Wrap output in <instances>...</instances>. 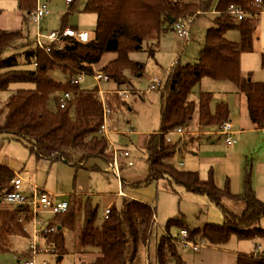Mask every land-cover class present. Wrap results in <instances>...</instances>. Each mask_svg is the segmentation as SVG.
Instances as JSON below:
<instances>
[{"label": "trees", "instance_id": "obj_1", "mask_svg": "<svg viewBox=\"0 0 264 264\" xmlns=\"http://www.w3.org/2000/svg\"><path fill=\"white\" fill-rule=\"evenodd\" d=\"M232 2L249 10L255 9L253 0H219L216 5L214 0H89L87 9L98 15L91 39L83 41L77 36H64L61 46L50 52L38 46L35 39H29L25 55L26 63L30 65L26 67L19 65L16 53L4 55L8 47L26 36L24 30L0 28V92L12 89L14 82L34 84L12 89L2 102L0 116H4L0 117V134L24 141L31 152L40 158L63 160L92 170L100 169L99 164L90 161L96 157L111 159L106 151L107 139L99 140L104 122V105L97 85L83 88L80 83L72 82L71 77L83 70L94 69L105 53L113 51L116 56L101 69L118 86L129 85L130 77L125 70L131 68L140 73L144 67L141 61L132 58L131 52L153 50L147 38L160 33L164 20H169L171 24L174 20V24L180 17L195 19L208 13L215 5L223 12L215 16L199 59L185 63L179 61L163 83L161 127L150 134L145 149L149 173L138 184L155 180L159 183V190H176L175 184L178 183L189 190L206 193L223 209V222H207L204 227L190 228L180 217H173L166 224L167 231L171 232L173 227L180 230L184 227L190 238H201L215 245L226 244L234 236L252 241L256 250L239 253L237 264H264V226L260 224L264 217V200L254 188L251 166L246 168L244 190L237 193L232 191L230 183L225 186L217 184L213 173L203 178L198 170L181 169L166 160L177 149L186 148L194 140L190 135L188 139L169 142L166 133L177 127H191L196 112L200 126H219L229 119L227 101H219L213 109V92L202 90L199 102L191 98L194 87L206 75L234 80L240 88L253 125L256 128L264 125V80L244 78L241 67L242 50L254 48L256 21L248 15L237 22L228 11ZM37 5V0L19 2L20 8L30 12ZM65 21L67 19L62 28L68 25ZM151 24L154 25L152 31L148 28ZM73 27L79 29L77 25ZM232 28L240 30L241 42L227 37L226 32ZM51 45L54 46V43ZM262 64L264 66V52ZM56 68L64 73V79H57L52 74L51 71ZM62 91L74 94L66 106H61L58 96ZM114 96L117 98L118 95ZM119 99V103H127ZM16 175L14 169L0 163V200L11 189V181ZM69 199V208L50 219L49 225L56 224L58 228L42 231L39 235L40 241L53 247L59 255L67 252L63 227L75 226L80 203L76 195H71ZM225 199L240 203L243 208L229 207ZM85 206V221L79 238L83 246L99 253L94 260H83L79 264H134L140 245L146 243L153 228L155 207L149 202L123 196L121 206L114 202L109 216L99 225L96 223L98 207H93L89 201ZM31 217L28 203L18 204L11 209L0 208V249H7L10 235L26 234L24 221ZM175 244L181 245L179 242L173 243L167 234L161 237L157 245L156 264H167L166 247L171 248L174 258L179 254V246Z\"/></svg>", "mask_w": 264, "mask_h": 264}, {"label": "rangeland", "instance_id": "obj_2", "mask_svg": "<svg viewBox=\"0 0 264 264\" xmlns=\"http://www.w3.org/2000/svg\"><path fill=\"white\" fill-rule=\"evenodd\" d=\"M13 0H11L12 2ZM215 1V0H214ZM54 10L44 19V27L46 30H51L54 27L63 25V21L67 14L71 23H75L80 29L88 30L93 33L97 26L98 15L95 11L87 9L89 0H79L78 6L71 11L66 7L65 0H53ZM10 3L5 0H0L1 7L11 9ZM13 16V13H12ZM215 14L207 13L195 18L192 21L193 42L185 45L183 51L178 54L181 62L195 61L199 58L200 49L196 48L197 39L202 36L207 28L213 25ZM260 30V45L253 50H242V65L244 72H252V76L257 80H264V66L262 62V52L264 51V15L259 21ZM168 24L163 23V28L160 33H156L147 38V42L153 46L155 43L159 45L160 54H155L149 49L136 50L131 53L133 59L141 61L144 64L142 74L130 71V77L134 86L145 89L148 87L151 77L164 74L166 69L165 63L173 56L174 49H182L184 46V38L180 37L175 30L170 28ZM168 30V31H167ZM25 37L18 39L13 46H10L4 52V55H12L16 53L19 65L22 67L29 66L26 63L27 58L25 49L29 39L34 40L36 37V24L28 20L25 25ZM166 32V33H165ZM165 34V36H164ZM227 36L233 40H240V31L238 29H230L227 31ZM44 39H47L44 36ZM116 55V52H107L101 60V64L107 63L111 57ZM97 64L96 66H103ZM57 79H64V73L56 68L51 71ZM98 84L93 79H85L82 81L84 88H93ZM34 86L32 82L20 81L12 84V89L18 87ZM113 82H101V88H114ZM104 87V88H103ZM10 90L0 92L1 98L6 100L10 95ZM201 90L213 92L212 104L222 99L225 95L230 99L229 119H232L239 132L236 134L237 142L228 144L226 135L223 133L216 134L221 127L216 126L212 134L204 133L197 135L198 139L190 141L186 148L181 151L178 149L172 155L166 158L167 161L175 164L181 169H194L200 172L203 178H208L213 173L214 178L220 186H225L230 183L232 191L240 193L244 190V179L246 168L251 166L252 180L254 181L255 171L259 163L260 155L264 159V132L258 129L246 128V116H249L247 108L244 106L243 117L241 116V108L239 103V95L237 83L232 79H218L209 75L203 77L201 83L194 87L191 98L199 102V93ZM238 97V100H236ZM115 102L120 99L113 98ZM113 101V102H114ZM130 101H133L134 107L126 106L121 115L122 127H130L135 131L143 129H160V103L161 93L154 91L148 93L144 98L138 97L136 94ZM54 105V103H52ZM4 115L0 116L3 118ZM198 121V113L196 112L193 118V125L196 126ZM193 125L191 127H193ZM222 125V124H221ZM185 131V130H184ZM220 132V131H219ZM178 135H173V141H176ZM189 134L186 135L188 139ZM215 138L216 140H212ZM179 139V136H178ZM130 150L132 155L130 159L134 160V164H128L129 159L124 157L120 159L121 167L118 169L119 175L124 177V189L127 196L133 198H141L149 202L157 208V217L160 224L166 226L168 220L173 217H180L184 224L190 228L204 227L207 222H223L224 211L217 203L210 199L206 193L195 192L185 188L184 185L176 183V191L159 190L158 181L149 183L139 182L145 180L149 173V163L147 161L146 151L131 145ZM111 158V156H110ZM109 160H112L109 159ZM261 160V161H262ZM113 161V160H112ZM0 163L12 164L15 169L21 173L25 181L23 182V190L29 186V182L37 183L54 193H65L60 198H69L70 192L76 191L80 193L78 211L75 219V226H66L63 228L65 234L66 247L68 251L63 254V258L59 259L58 253L40 254L38 261L50 258V264H74L77 257V250L85 248L80 241L79 233L85 221L86 202H91L93 207H98V216L96 223L101 225L105 219V209L111 202H116L121 206L123 196H118L117 192L122 188L121 180L119 179L113 165L105 158H92L90 163H97L100 166L99 170L89 169L87 167H77L65 161L51 162L48 159L40 158L36 153L31 152L29 146L21 140L10 139L4 134H0ZM260 168L264 167L263 162L259 163ZM77 180H80L79 182ZM165 181L164 179H161ZM160 183H162L160 181ZM77 187V188H76ZM102 189L105 193H102ZM226 204L234 209H242L243 205L236 203L231 199H225ZM8 201H1L0 206H7ZM14 204V203H12ZM55 213L41 209L39 210L40 217L45 220H50ZM156 224L153 229L150 243V259L148 258V250L145 244H141L136 254L134 264H156L157 260V244L158 238L164 233L162 226ZM260 224L264 226V217L260 220ZM27 227V226H26ZM184 228V227H182ZM175 231L180 232V228L173 227ZM173 229L171 231H173ZM167 232V231H166ZM166 232L164 234H166ZM163 236V235H162ZM14 240V242H13ZM33 240L31 236L22 235L12 239L11 247L7 250H0V264H20L17 260V254L25 252L30 248ZM203 241V249L193 250L177 245L179 255L186 260L187 264H191L196 254V264H237L238 249L256 250L254 242L249 240H240L234 236L229 243H226L227 249L219 246H212L205 240ZM241 244H240V243ZM243 244H247L244 246ZM222 245V244H220ZM224 245V244H223ZM214 247V248H212ZM170 248V247H169ZM24 249V250H23ZM171 249V248H170ZM172 251V250H171ZM196 251V253H194ZM200 251V252H198ZM251 252V253H252ZM241 253V252H240ZM178 255V254H177ZM171 261V264H178L179 257ZM178 259H177V258ZM189 262H188V261ZM170 262H167V264Z\"/></svg>", "mask_w": 264, "mask_h": 264}, {"label": "crops", "instance_id": "obj_3", "mask_svg": "<svg viewBox=\"0 0 264 264\" xmlns=\"http://www.w3.org/2000/svg\"><path fill=\"white\" fill-rule=\"evenodd\" d=\"M10 1V3L8 4V5H11V4H13V2H14V5H12L11 6V8L13 9V10H11V9H8L7 7H1L0 6V28H3V29H25V25H26V22L28 23V20H31L32 21V19L30 18V11H28V10H24V9H22V8H20V6H19V2H20V0H13L12 2H11V0H5V3L6 2H9ZM75 1V0H74ZM74 1L71 3V4H68L67 3V1L65 0V2H66V7L67 8H69V11H71L72 9H74V8H76L77 6H78V3H79V0H77L75 3H74ZM39 2H41V3H50L51 4V6H52V11L50 12V13H52L53 12V10H54V6H53V0H37V4L39 3ZM215 2V5L219 2V0H215L214 1ZM214 5V7L209 11V12H212L213 14H215V16H217V15H219V14H221L222 12H223V9H221V8H218L217 6H215ZM74 7V8H73ZM34 10V9H33ZM33 10H31V11H33ZM218 10H222L221 12H219ZM208 12V13H209ZM12 13H13V16H12ZM49 13V14H50ZM49 14H47V15H49ZM207 14V13H206ZM206 14H204V15H206ZM46 15V16H47ZM68 15L69 14H67L66 15V17H65V19L64 20H66L67 19V21H65V22H67L68 23V25L67 26H70V27H73L74 25H76L75 23H71V21H70V19H69V17H68ZM252 16L253 18H255V23H256V29H255V37H254V48L255 47H258L260 44L259 43H261V37H260V30H259V28H260V26H259V21H260V18H261V16L262 15H264V10L263 11H257V10H249V12H247V15H246V17L247 16ZM45 16V17H46ZM45 17H44V19H45ZM180 18H183V17H180ZM215 18V17H214ZM234 18V17H233ZM44 19H43V21H42V23L44 22ZM188 23H189V26H190V32H191V28H192V21L194 20V18H184ZM197 19V18H196ZM235 19V18H234ZM173 20V19H172ZM236 20V19H235ZM174 21V20H173ZM173 21H172V24L170 23V21L169 20H164V22L163 23H166V24H168V26L170 27V28H172L173 30H175L176 31V27H175V23L173 24ZM178 21V20H177ZM237 22H240V21H242V20H240V21H238V20H236ZM33 22V21H32ZM213 22H214V20H213ZM63 23H64V21H63ZM214 24V23H213ZM44 25V24H43ZM66 26V27H67ZM211 26H212V24H211ZM211 26H209L208 28H207V30L205 31V33L202 35V36H200L198 39H197V41H196V48L197 49H200V52H201V50L204 48V46H205V44H206V41H207V36H208V34H209V29H210V27ZM59 28H62V26H60V27H54V28H52L51 30H53V29H59ZM75 28V27H74ZM148 28H149V30L150 31H152L153 29H154V25H149L148 26ZM170 28H168V30L170 29ZM46 29V28H45ZM80 29V28H79ZM232 29H237V28H232ZM36 30H37V26H36ZM167 30V31H168ZM230 30V29H229ZM239 30V29H238ZM50 31V30H49ZM240 31V30H239ZM25 32V31H24ZM166 33V32H165ZM177 33V32H176ZM178 34V33H177ZM179 35V34H178ZM226 35H227V32H226ZM164 36H165V34H164ZM180 37H182V38H184V46H183V48L182 49H174V53H173V56L171 57V59L169 58L168 59V62H170V63H165L166 65L165 66H167L168 68L166 69V71H165V73L164 74H161L160 76H154V77H151L150 78V80H149V84H148V87L147 88H145V89H142V88H137L136 86H134V84H133V81H132V79H131V77H130V71L131 72H134L135 74H136V72L135 71H133L131 68H127L126 70H125V72L129 75V77H130V84L128 85V84H123V85H121V86H118L117 85V83L114 81V79L108 74V73H106V74H108L110 77H111V79L109 80V81H103V80H101V81H98V80H96V79H94V78H91V77H87L86 79H93V80H95V81H97L98 82V84H97V86H98V94H99V97H100V99H101V101H102V103H103V105H104V122L105 121H107V131H104V130H101V132H100V138H99V140H103L104 138H106L107 139V142H108V144L107 145H109V142L110 141H113L114 143H116L121 149H124V150H129V152H130V155L127 157V156H124V155H122V156H120L119 157V162H118V169H120V167H121V164H120V159L121 158H125V159H129L128 160V164H130V165H133L135 162H134V160H132V159H130V157H131V155H132V151L130 150V147H131V145H134V146H136L137 148H139V149H142L143 151L146 149V147H147V145H148V141H149V137H150V134L152 133V132H154V131H158L157 129H143V130H138V131H135V129H132V128H130V127H127V128H123L122 127V118H121V115H122V113L124 112V108L126 107V106H133L134 107V103H133V101H130L131 99H132V97L133 96H135V99H136V94H137V96L138 97H141V98H144L145 97V95L146 94H148L149 92L150 93H152V92H154V91H159L160 93H161V91H162V88H163V83L165 82V80H166V78H167V76H168V74L170 73V71L174 68V66L179 62V61H181V59H180V57L178 56V54L179 53H181L182 51H183V49H184V47L185 48H187V46H185V45H187V44H189V43H191V42H193V34L191 33V35H190V38L189 39H186L185 37H183V36H181V35H179ZM91 37H92V33H91ZM91 37H90V39H91ZM205 38V43H201V38ZM228 37V36H227ZM229 38V37H228ZM89 39V40H90ZM231 39V38H230ZM240 39H242V35H241V32H240ZM45 40V42H48V44L49 45H51V44H53V41L51 40V39H49V38H47V39H44ZM88 40V41H89ZM233 40V39H232ZM235 41H238V42H240V40H235ZM156 46H158L159 47V45L157 44V43H155L154 45H153V50H150L151 52H153V53H155V54H160L161 53V51L162 50H160V48H159V51H155V47ZM253 48V49H254ZM252 49V50H253ZM251 51V50H250ZM133 52V51H132ZM131 52V53H132ZM244 51H242V53H243ZM264 52V51H263ZM262 52V53H263ZM242 53H241V65H242ZM262 55V54H261ZM116 55H114L113 57H115ZM132 56V55H131ZM113 57H111V59L113 58ZM199 57H200V54H199ZM133 58V57H132ZM199 59V58H198ZM135 60V59H134ZM190 61V60H189ZM188 62V61H187ZM185 63V62H184ZM262 63V62H261ZM98 64H101V61L98 63ZM106 64V63H105ZM105 64H101V65H105ZM95 68H99V69H101V67H99V66H96ZM102 70V69H101ZM103 71V70H102ZM104 72V71H103ZM139 74V73H138ZM140 74H142L141 72H140ZM242 76L244 77V78H248V79H253V80H257V79H255L253 76H252V72H244V70H243V68H242ZM158 79H160L161 80V83L160 84H158L156 87H152V84L156 81V80H158ZM203 79V78H202ZM82 81H84V80H82ZM82 81L80 82V84H81V86H82ZM202 81V80H201ZM201 81L197 84V85H199L200 83H201ZM101 82H113L114 83V88H107V90H104V89H102L101 88ZM196 85V86H197ZM238 85V84H237ZM83 87V86H82ZM84 88V87H83ZM104 88V87H103ZM104 90L105 91V97H106V103H107V106L109 107V111L106 113V111H105V108H106V104H105V102L102 100V98H101V95H100V90ZM118 89H128L129 91H130V94H129V96H122L117 90ZM202 91V90H201ZM200 91V92H201ZM239 93H240V95H239V103H238V106L240 105V108H241V110H240V112H241V116L243 117V109H244V100H243V96H242V93H241V91H240V88H239V86H238V90H237ZM118 95L117 96V98L119 97V98H122V99H124V100H126V102L127 103H119L118 101L117 102H115L114 101V95ZM200 94V93H199ZM116 98V97H115ZM109 99H110V103L111 102H113V104L111 105L110 103H109ZM161 100H162V95H161ZM236 100H238V97H236ZM219 101H227L228 103H229V101H230V99L228 98V97H226L225 95H223L222 96V99L221 100H219ZM219 101H217L215 104H212V107H213V109H215V107H216V105L218 104V102ZM161 105H162V102L160 103V117H161ZM246 128L247 129H258V130H261L262 131V127H260V128H256L254 125H253V123H252V120H251V118H250V115L249 116H246ZM228 120H231L232 121V119H228ZM228 120H226V121H228ZM103 122V123H104ZM196 126H194V127H181V128H183V130H185L184 132H178V131H176V129L177 128H179V127H177V128H175L174 130H170V131H168L167 133H166V135H167V139H168V141L169 142H174L173 141V138H172V136L173 135H178L179 136V139H186V135H188L189 134V136L190 135H192L193 137H194V139H198V136L197 135H200V134H204V133H213V132H215L214 130L215 129H213V128H216V126L217 125H209V126H200L199 125V123H198V121H196ZM223 125V124H222ZM222 125H220V126H222ZM236 125V124H235ZM235 128H236V126H235ZM220 129V128H219ZM239 128H236V134L239 132ZM216 134H218V133H221V132H215ZM178 136L176 137V139L175 140H179L178 139ZM212 140L214 141V140H216L215 138H212ZM235 142H237V140L235 141ZM235 142H233V143H235ZM232 143V144H233ZM178 150V149H177ZM180 151H181V149H179ZM109 154V153H108ZM111 156V155H110ZM111 158H112V160H113V157L111 156ZM49 160V159H48ZM112 160H108L112 165H113V167H114V169L116 170V172H117V166H115V163L112 161ZM262 158H261V155H260V159H259V163H261V162H263V164H264V159L262 160ZM58 161H63V160H58ZM130 161H133V163H131ZM51 162H54V161H51ZM259 163H258V166H257V168H256V171H255V176H254V181H253V185H254V188H255V190H256V193H257V195L260 197V198H262L263 200H264V167H262V168H260V166H259ZM2 164H4V163H2ZM8 166H10L12 169H14L15 171H16V173L17 174H19V175H21V173L20 172H18V170L17 169H15V167H14V165H12V164H7ZM99 170V169H98ZM117 175H118V177H119V179L121 180V183H122V188L117 192V195L118 196H127V192L125 191V189H124V185H125V182H124V184H123V178H121L122 176H120L118 173H117ZM22 176V175H21ZM23 177V176H22ZM125 180V179H124ZM24 181H25V179H24ZM78 182L80 181V180H77ZM32 182H29V185L31 184ZM45 187V186H44ZM28 188V187H27ZM26 188V189H27ZM77 188V187H76ZM163 190H172V189H163ZM173 191H176V190H173ZM102 193H105L104 192V190L102 189V191H101ZM54 193V192H53ZM54 194H56V195H58L59 197L60 196H63V194H65V193H54ZM80 193H77L76 191H74V192H70L69 193V195L71 196V195H79ZM129 197V196H128ZM69 199V198H68ZM139 200H142V201H145V200H143V199H141V198H138ZM1 201H3V200H1ZM114 203V201L113 202H111V204H109L108 206H111L112 204ZM18 204H16V203H14V204H12V203H9L7 206H3V207H1L0 206V208H2V209H11V208H14L15 206H17ZM107 206V207H108ZM155 207V206H154ZM155 209L157 210V208L155 207ZM106 210V209H105ZM155 216H156V220H154V224H153V227L156 225V224H160V222H159V219H158V215H157V212H156V214H155ZM104 217H105V212H104ZM106 218V217H105ZM24 225H25V230H26V234H12V235H10L9 236V238H8V244H7V249H9L10 247H11V244H12V239H14V237H16V236H22V235H27V236H31L32 235V233H33V230H32V222H31V220L29 219V220H25L24 221ZM161 226H162V230H163V232L165 233L166 232V230H167V226H164V225H162V224H160ZM27 226V227H26ZM63 228H65V227H63ZM153 229V228H152ZM171 232H173V233H178V230L177 231H175L174 229H173V231H171ZM151 233H152V230L150 231V236H151ZM164 233L162 234V235H164ZM162 235L158 238V240H160L161 239V237H162ZM149 236V237H150ZM39 237V236H38ZM238 238V237H237ZM239 239V238H238ZM39 240H40V237H39ZM240 240H243V239H240ZM231 241V240H230ZM229 241V242H230ZM13 242H14V240H13ZM228 242V243H229ZM150 243H151V240H150V238H148V240L146 241V243H145V245L147 246V250H148V258L150 259V253H149V250H150ZM158 243H159V241H158ZM240 243V242H239ZM208 244H210V243H208ZM241 244V243H240ZM158 245V244H157ZM210 245H212V246H214V247H216V246H219V247H223L224 249H227V246L224 244V245H215V244H210ZM244 246H247V244H243ZM204 246V245H203ZM85 248H80V249H78L77 250V254L75 255L76 257H77V259H76V261L74 262V264H79L81 261H83V260H87V261H91V260H94V257L99 253V252H95L96 250H94L93 248H91V247H87V246H84ZM214 247H212V248H214ZM248 248H249V246H247V248L244 250V249H238V254L240 253V252H244V253H251L252 252V249L251 250H248ZM7 249H0L1 251H4V250H7ZM203 249V247H201L200 248V251ZM24 250V249H23ZM69 249H68V247H67V251H68ZM200 251H198V252H200ZM27 253V250L25 251V252H22V253H20V254H17L16 256H17V260H19V257H21V256H24L25 254ZM52 253H56V252H50V250H48V249H46V250H44V251H42L40 254H52ZM194 253H196V251L194 252ZM177 257H179V261H178V264H187V262H186V260H184L182 257H181V255H177ZM176 257V258H177ZM63 258V255H59V259L61 260ZM48 260L50 259V258H47ZM175 259V258H174ZM173 259V260H174ZM178 259V258H177ZM173 260H169V261H167V262H170V263H168V264H171L172 262L171 261H173ZM50 261V260H49ZM188 261V260H187ZM20 262V260L18 261V263ZM189 262V261H188ZM48 264H50V263H48ZM152 264V263H151ZM177 264V263H176ZM191 264H196V254H195V256H194V259H193V261L191 262Z\"/></svg>", "mask_w": 264, "mask_h": 264}, {"label": "built area", "instance_id": "obj_4", "mask_svg": "<svg viewBox=\"0 0 264 264\" xmlns=\"http://www.w3.org/2000/svg\"><path fill=\"white\" fill-rule=\"evenodd\" d=\"M68 4H71L74 0H66ZM253 4L255 10L263 11L264 10V0H253ZM52 11V6L50 3H41L39 2L37 7L31 11L30 18L36 24V43L38 46L44 48L46 51L50 52L52 49H57L61 46L63 42L64 36H77L83 41H88L91 37V33L88 30L76 29L74 27H64L53 30H46L42 21L44 17ZM221 12L222 10H218ZM228 11L233 15V17L240 21L246 18L247 12L249 9L243 7L237 3H230L228 7ZM176 32L185 37L186 39L190 38V26L189 23L184 19L180 18L175 23ZM44 36L51 39L54 43V46L49 45L48 42H45ZM201 43H205V38H201ZM155 51H159V47H155ZM87 77L94 78L98 81H109L111 77L103 72L99 68H94L92 70H83L78 74H74L71 77V81L75 83H80L82 80H85ZM161 83V80H156L152 87H156ZM122 96H129L130 91L128 89H118L117 90ZM100 95L102 100L106 104L105 111L106 113L109 111V107L106 103L105 91L100 90ZM60 98L61 106H66L69 101L74 97V94L70 91H62L58 93ZM3 99L0 96V107L2 106ZM102 130L107 131V121L103 123ZM264 132V125L262 127ZM178 132H184L183 128L179 127L176 129ZM219 131L226 135V142L228 144H232L237 140L236 138V128L233 121L228 120L223 123L220 127ZM106 151L113 157V162L115 166H117L118 171V162L119 157L129 156V150L121 149L116 143L113 141L109 142V145L106 148ZM133 163V161H130ZM23 182L24 178L17 174L11 181V189L3 194L1 200L8 201L11 203L22 204L28 203L31 206V222H32V230H33V240L31 241L30 248L27 250V253L24 256L19 257L20 264H48V259H43L41 262L38 261V255L42 251L48 249L50 252H55L53 247H49L46 244H43L39 240V235L42 231H51L56 230L58 226L49 225L50 220H45L43 217H40L39 210L46 209L53 213H60L66 211L70 206V199L68 198H60L58 195L53 192L47 190L45 187L37 184L31 183L27 189L23 190ZM111 206H108L105 210V217L107 218L110 214ZM153 220H156V216L154 215ZM167 231V230H166ZM166 234L171 238L172 242H179L181 245L188 249L199 250L203 246V241L192 239L188 236V230L186 228H182L180 232H166ZM164 253L166 255L167 260H172L174 258V254L169 247L164 249Z\"/></svg>", "mask_w": 264, "mask_h": 264}]
</instances>
